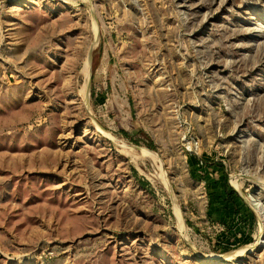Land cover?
<instances>
[{
	"label": "rangeland",
	"instance_id": "1",
	"mask_svg": "<svg viewBox=\"0 0 264 264\" xmlns=\"http://www.w3.org/2000/svg\"><path fill=\"white\" fill-rule=\"evenodd\" d=\"M215 258L264 264V0H0V264Z\"/></svg>",
	"mask_w": 264,
	"mask_h": 264
},
{
	"label": "bare ground",
	"instance_id": "2",
	"mask_svg": "<svg viewBox=\"0 0 264 264\" xmlns=\"http://www.w3.org/2000/svg\"><path fill=\"white\" fill-rule=\"evenodd\" d=\"M87 64H89V63H87ZM85 66H86V64H85ZM87 67V66H86ZM85 70H86V68H85ZM86 74V73H85ZM89 76V75H88ZM72 92H74L73 91V89L70 87L69 88V90H68V93H72ZM84 92V91H83ZM84 95V94H83ZM71 101H69V103H70ZM129 147V146H128ZM133 150H134V148H133ZM141 152H143V151H141ZM143 154H145V151L143 152ZM146 154H148V153H146ZM152 154V153H151ZM150 154V155H151ZM217 258V257H216ZM216 258L215 259H211V260H204L203 261V264H217V261H216Z\"/></svg>",
	"mask_w": 264,
	"mask_h": 264
}]
</instances>
